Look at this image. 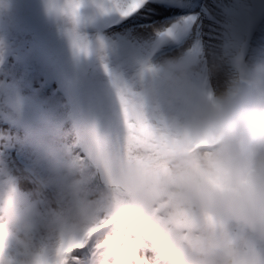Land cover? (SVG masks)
Returning a JSON list of instances; mask_svg holds the SVG:
<instances>
[{"label":"clouds","instance_id":"obj_1","mask_svg":"<svg viewBox=\"0 0 264 264\" xmlns=\"http://www.w3.org/2000/svg\"><path fill=\"white\" fill-rule=\"evenodd\" d=\"M46 2L69 19V33L87 36L77 31L82 0L75 16L73 0ZM93 2L106 12L129 6ZM229 64L231 73L215 85ZM121 80L130 115L149 122V151L129 156L90 143L61 189L62 206L42 219L0 181V264H66L77 237L98 233L113 264H131V245L150 233L147 213L169 193L197 215L193 229L167 225L155 264H264V60L225 54L208 61L197 45L157 62L146 56ZM112 105L118 115L115 90Z\"/></svg>","mask_w":264,"mask_h":264},{"label":"rangeland","instance_id":"obj_2","mask_svg":"<svg viewBox=\"0 0 264 264\" xmlns=\"http://www.w3.org/2000/svg\"><path fill=\"white\" fill-rule=\"evenodd\" d=\"M194 1L203 0H151L170 11L161 16L149 9L128 23L97 8L93 0H82L77 31L93 44L96 37L105 39L106 63L122 79L130 77L135 70L133 63L138 65L146 56L157 62L183 54L197 41L208 61L225 54L233 61L241 57L247 64L264 60V0H228L227 18L214 15V28L208 29L211 33L203 28L208 16L198 6L194 8ZM188 13L199 14L192 31L178 29L155 50V39L151 43L139 39L138 34L162 29ZM71 27L67 17L49 11L46 0H0V113L8 112L3 114L8 120L13 116L11 109L18 108L29 127L22 128L18 117L14 123L9 121L13 124L0 120V155L4 153L1 144L4 146L7 139L13 150L5 152L10 159L3 157L6 183L21 203L37 206L41 219L55 215L62 206L61 189L69 181L71 169L79 166L80 157L88 151L93 123L104 115L115 119L114 89L99 54L95 47L87 56L79 53L69 36ZM256 27L260 36L252 38ZM25 45L27 51L17 52ZM231 70L229 64L216 75L219 85ZM36 143L55 152L44 155Z\"/></svg>","mask_w":264,"mask_h":264},{"label":"snow or ice","instance_id":"obj_3","mask_svg":"<svg viewBox=\"0 0 264 264\" xmlns=\"http://www.w3.org/2000/svg\"><path fill=\"white\" fill-rule=\"evenodd\" d=\"M128 7L115 8L111 10L120 19L132 23L137 20L142 13L148 12L149 9L160 14L161 16L170 11L169 8L162 7L151 0H127ZM73 16L75 9L81 6V0H73ZM107 11V10H104ZM198 13H189L180 17L177 21L155 31V40L152 49L159 45L165 38H172L180 28H189L194 26L197 21ZM131 18V19H129ZM159 18V17H156ZM74 48L81 54L88 55L93 47L99 53V60L106 75L109 76L112 88L120 101L118 115L113 120L109 116H102L100 120L95 121L91 128L90 143L94 142L106 150L118 149L122 154L129 156H143L149 151L150 125L143 118L133 119L130 115L129 108L125 102V89L122 87L121 77L114 74L106 63L108 45L103 37H96L93 44L87 36H80L75 33H69ZM86 42V46L81 44ZM199 45V41L193 44V47ZM146 166L155 164L154 160L144 161ZM163 168L161 162L158 165ZM176 193H169L167 196L161 195L156 205L149 210L152 222L150 223V233L140 242L134 243L131 247L134 254L131 264H155L158 254V241L166 239L171 230L167 228L168 224H174L180 228L193 229L197 209L191 206H178L173 197ZM98 233L93 236L77 237L75 245L68 248V255L65 257L66 264H113V258L105 246L101 243ZM185 238L189 236L188 232L184 233ZM163 244H159L162 247ZM63 249L61 252L63 253Z\"/></svg>","mask_w":264,"mask_h":264},{"label":"bare ground","instance_id":"obj_4","mask_svg":"<svg viewBox=\"0 0 264 264\" xmlns=\"http://www.w3.org/2000/svg\"><path fill=\"white\" fill-rule=\"evenodd\" d=\"M188 1L189 0H185V2H188ZM210 1H212L211 4H210ZM226 2H228V0H203L201 3L194 1V4H193L194 8H196L198 6V8L203 10V14L208 16V17H206V19H204L205 21L203 22V24H204L203 28L205 30H208L211 27L214 28V25L212 22V18H214V15L217 18H218V16L223 17V19L227 18V12L225 11V9H227L228 6L225 4ZM32 3L34 4V2H32ZM196 24H197V21H196ZM196 24L194 26L186 28L187 31L188 32L192 31L193 28L196 26ZM154 31H156V30L151 28L147 33L138 34V37L140 40H142L144 42L151 43L155 39V35H154L155 32ZM209 33H211V32L209 31ZM213 83L215 85H218V86L220 84V81L217 79L216 76L213 80Z\"/></svg>","mask_w":264,"mask_h":264},{"label":"trees","instance_id":"obj_5","mask_svg":"<svg viewBox=\"0 0 264 264\" xmlns=\"http://www.w3.org/2000/svg\"><path fill=\"white\" fill-rule=\"evenodd\" d=\"M56 19H57V17H56ZM59 20H60V17H59ZM257 30H258V28L256 29V31L254 32V34L252 35V38H253V36H257L258 38H259V32H257ZM256 34V35H255ZM25 48H23L22 50H19V49H16L17 50V52H19L20 51V53H23V52H21V51H23V50H25V51H27L26 50V48H27V46L25 45L24 46ZM9 48V47H8ZM20 53H17L18 54V56L20 57H24V56H27V55H19ZM13 57L14 56H17L16 55V53H15V55L13 54L12 55ZM136 63V62H135ZM133 65L136 67V65L133 63ZM67 91L68 92H70L71 93V91L69 90V89H67ZM15 104L13 103V106H14ZM14 107H16V106H14ZM10 109H11V107H9ZM12 110V114H13V116L10 118V117H8V120L6 121L5 120V117H4V113L5 114H8V112H3V113H0L1 114V116H0V120H2V122H4V123H7V124H13L14 122H15V120H16V118L18 117V123L20 124V125H22L21 127L22 128H29L28 126H26V121L24 122V115L25 114H23L22 112H20V110L17 108V111H15L14 109H11ZM9 121H13V123H10ZM30 124V123H29ZM27 130H25V132H26ZM28 134V133H27ZM5 142V144H4V146H2L3 144H1V149L3 150V152L4 153H2V154H4V155H0V165H1V167H0V181H5V182H7V179H5V174H7L8 172H7V169H6V167H4L3 166V164H4V161H3V157L5 156V157H7L8 159H10V155H7L5 152L6 151H11V150H13V145H8V141H7V139L4 141ZM36 148H37V150H39L42 154H44V155H46V153L47 152H49L50 150L51 151H53V152H55L54 150H52L51 148H45V149H43V148H41L40 146H39V144H37L36 143ZM47 147V146H46ZM49 149V150H48ZM0 152H1V150H0ZM48 156V155H47ZM53 156H54V158H57L58 160H60V158H59V156H57V155H55V153L53 154ZM41 157H43V156H41ZM6 158V159H7ZM47 158V157H46ZM46 161H47V163H50V161H48V159H46ZM10 163V162H9ZM38 163H39V166H41L42 164V161L40 160V162L38 161ZM35 165H38L37 163H34ZM8 166V165H7ZM43 167V166H42ZM9 175V174H8ZM52 183H54V182H52ZM8 185H10L11 186V184H8Z\"/></svg>","mask_w":264,"mask_h":264}]
</instances>
